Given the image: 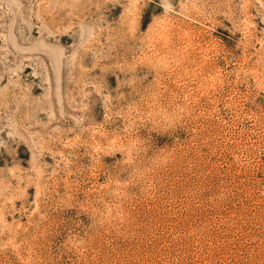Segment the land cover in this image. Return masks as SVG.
I'll use <instances>...</instances> for the list:
<instances>
[{"label":"rangeland","instance_id":"374dc122","mask_svg":"<svg viewBox=\"0 0 264 264\" xmlns=\"http://www.w3.org/2000/svg\"><path fill=\"white\" fill-rule=\"evenodd\" d=\"M0 264H264V0H0Z\"/></svg>","mask_w":264,"mask_h":264}]
</instances>
